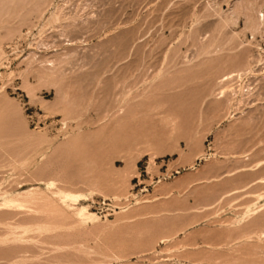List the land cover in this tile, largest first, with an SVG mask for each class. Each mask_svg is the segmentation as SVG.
<instances>
[{"label":"rangeland","instance_id":"1","mask_svg":"<svg viewBox=\"0 0 264 264\" xmlns=\"http://www.w3.org/2000/svg\"><path fill=\"white\" fill-rule=\"evenodd\" d=\"M0 264H264V0H0Z\"/></svg>","mask_w":264,"mask_h":264}]
</instances>
